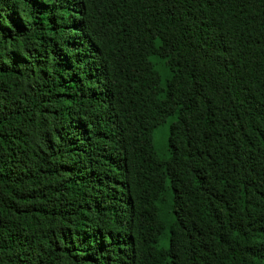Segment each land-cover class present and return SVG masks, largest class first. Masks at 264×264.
Instances as JSON below:
<instances>
[{
    "label": "trees",
    "instance_id": "obj_1",
    "mask_svg": "<svg viewBox=\"0 0 264 264\" xmlns=\"http://www.w3.org/2000/svg\"><path fill=\"white\" fill-rule=\"evenodd\" d=\"M0 264H264V0H0Z\"/></svg>",
    "mask_w": 264,
    "mask_h": 264
},
{
    "label": "rangeland",
    "instance_id": "obj_2",
    "mask_svg": "<svg viewBox=\"0 0 264 264\" xmlns=\"http://www.w3.org/2000/svg\"><path fill=\"white\" fill-rule=\"evenodd\" d=\"M169 132V124L161 127L155 134V148L158 155L163 159L168 158V152L166 148V139ZM167 206H164L162 209V213H166L168 211ZM166 223L168 222V218H165Z\"/></svg>",
    "mask_w": 264,
    "mask_h": 264
}]
</instances>
